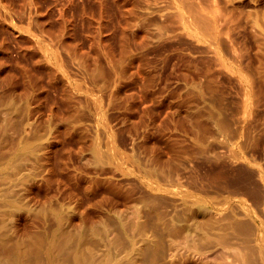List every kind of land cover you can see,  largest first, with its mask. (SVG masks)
I'll use <instances>...</instances> for the list:
<instances>
[{
  "label": "rangeland",
  "instance_id": "1",
  "mask_svg": "<svg viewBox=\"0 0 264 264\" xmlns=\"http://www.w3.org/2000/svg\"><path fill=\"white\" fill-rule=\"evenodd\" d=\"M192 1L0 0V223L11 242L85 231L87 251L102 253L115 234L102 224L145 193L175 209L208 196L214 219L248 221L247 243L261 231L264 242V0ZM224 251L125 262L242 264Z\"/></svg>",
  "mask_w": 264,
  "mask_h": 264
},
{
  "label": "bare ground",
  "instance_id": "2",
  "mask_svg": "<svg viewBox=\"0 0 264 264\" xmlns=\"http://www.w3.org/2000/svg\"><path fill=\"white\" fill-rule=\"evenodd\" d=\"M179 2L182 6L194 8L192 0H179ZM208 22L205 21L202 25H207ZM186 196L191 197L193 203L189 204L191 201L184 199L185 205H182L184 207L181 209H175L176 201L172 198L170 200L165 195L151 196L145 193L141 198L136 199L142 205L129 206L126 214L117 210L113 217H109L105 224H102V228L99 227L105 234H102L103 237L106 238L109 233L115 231L114 237L107 239L108 244L102 253L87 251L88 241L85 231L79 236L68 234L66 238L60 235L59 238L58 232L55 231L52 232L51 238L45 241L40 238L37 241L23 240L24 244L13 243L5 231L6 224L2 222L0 223V264H126L132 260L131 257L135 252L139 255L156 257L172 248L196 249L210 245H220L226 253L231 251L235 257L242 259V264H264L262 231L259 233L256 246L250 245L248 241L251 239L247 240L246 236L255 229L252 223L234 218L223 224L224 219H214L208 196L196 194ZM120 201L126 204L124 199ZM145 208H156L154 210L157 212L147 211ZM172 209L175 211H171ZM230 216L228 214V217ZM213 228H217L218 231L213 232ZM23 229L26 231L28 227L23 226ZM34 236H31V239ZM139 237L142 238V243H139ZM236 238L238 240L234 241ZM126 258L129 260L125 262Z\"/></svg>",
  "mask_w": 264,
  "mask_h": 264
}]
</instances>
